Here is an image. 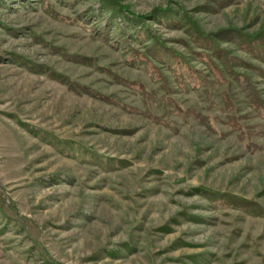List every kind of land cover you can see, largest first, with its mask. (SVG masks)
Returning a JSON list of instances; mask_svg holds the SVG:
<instances>
[{"label": "rangeland", "instance_id": "374dc122", "mask_svg": "<svg viewBox=\"0 0 264 264\" xmlns=\"http://www.w3.org/2000/svg\"><path fill=\"white\" fill-rule=\"evenodd\" d=\"M0 264H264V0H0Z\"/></svg>", "mask_w": 264, "mask_h": 264}]
</instances>
